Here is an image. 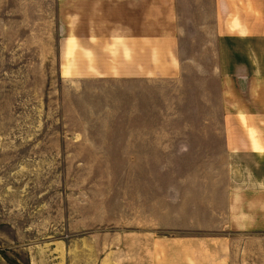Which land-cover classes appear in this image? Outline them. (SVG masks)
I'll use <instances>...</instances> for the list:
<instances>
[{"label":"rangeland","instance_id":"rangeland-1","mask_svg":"<svg viewBox=\"0 0 264 264\" xmlns=\"http://www.w3.org/2000/svg\"><path fill=\"white\" fill-rule=\"evenodd\" d=\"M49 10L0 0V264H264V230L194 229V165L137 162L125 99L86 100L125 86L59 82Z\"/></svg>","mask_w":264,"mask_h":264},{"label":"crops","instance_id":"crops-1","mask_svg":"<svg viewBox=\"0 0 264 264\" xmlns=\"http://www.w3.org/2000/svg\"><path fill=\"white\" fill-rule=\"evenodd\" d=\"M42 1L59 82L125 86L86 100L125 99L138 163L194 165V229L264 230V0Z\"/></svg>","mask_w":264,"mask_h":264}]
</instances>
